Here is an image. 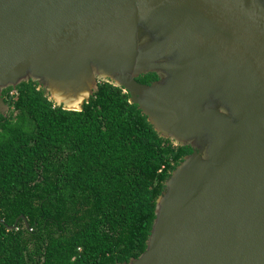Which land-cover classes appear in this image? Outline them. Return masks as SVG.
Segmentation results:
<instances>
[{
    "label": "water",
    "instance_id": "95a60500",
    "mask_svg": "<svg viewBox=\"0 0 264 264\" xmlns=\"http://www.w3.org/2000/svg\"><path fill=\"white\" fill-rule=\"evenodd\" d=\"M30 80L69 110L108 81L192 148L114 264H264V0H0V114Z\"/></svg>",
    "mask_w": 264,
    "mask_h": 264
},
{
    "label": "trees",
    "instance_id": "16d2710c",
    "mask_svg": "<svg viewBox=\"0 0 264 264\" xmlns=\"http://www.w3.org/2000/svg\"><path fill=\"white\" fill-rule=\"evenodd\" d=\"M156 73L136 80L150 84ZM0 264H114L146 248L158 196L192 152L161 137L108 81L82 110L37 82L2 92ZM20 218L14 229H8Z\"/></svg>",
    "mask_w": 264,
    "mask_h": 264
}]
</instances>
